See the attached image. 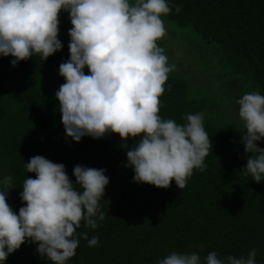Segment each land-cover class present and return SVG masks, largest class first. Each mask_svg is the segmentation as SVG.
<instances>
[{"label": "trees", "instance_id": "16d2710c", "mask_svg": "<svg viewBox=\"0 0 264 264\" xmlns=\"http://www.w3.org/2000/svg\"><path fill=\"white\" fill-rule=\"evenodd\" d=\"M168 4L164 18L172 37L183 47H193L200 71L216 90L221 89L219 82L234 80L235 96L252 91L264 95V0H168ZM58 20L61 48L44 60L30 56L13 66L10 55L0 56V178L11 177L6 203L13 212L23 206L18 195L23 180L35 178L24 168L34 155L63 164L73 183L74 165L103 168L108 183L98 204L105 216L95 229L80 222L75 255L67 264H157L172 251L195 252L203 264L209 251L223 259L246 257L252 248L255 264H264V181L253 182L240 171L251 153H245L240 142L242 123L234 121L238 118L231 105L234 99L228 107L222 92L209 97L170 71L158 98V115L183 124L186 113L203 114L212 145L204 157L206 168L193 169L182 189L171 180L166 189L133 182L125 151L136 137L122 141L118 134L107 133L74 142L64 136L54 93L64 82L58 65L68 57L71 25L65 11L59 12ZM258 142L257 147L264 148V138ZM93 236L98 243L89 246L87 239ZM35 248L24 242L3 264H51Z\"/></svg>", "mask_w": 264, "mask_h": 264}, {"label": "clouds", "instance_id": "9594fccd", "mask_svg": "<svg viewBox=\"0 0 264 264\" xmlns=\"http://www.w3.org/2000/svg\"><path fill=\"white\" fill-rule=\"evenodd\" d=\"M61 11L71 25L68 57L58 65L64 82L54 93L64 136L74 142L107 133L122 141L136 137L125 151L131 180L164 189L171 180L182 189L193 169L205 170L204 157L212 145L202 113H186L183 124L158 115V98L174 68L156 43L165 35L161 16L170 11L168 0H0V56L10 55L14 66L58 51ZM235 104L242 123L240 142L251 153L240 171L253 182L264 181V148L256 144L264 138V95L245 92ZM24 168L35 178L23 180L18 194L23 206L15 213L6 203L11 177L0 178L5 189L0 190V264L24 242L35 244L51 264H67L75 255L80 222L95 229L105 216L98 204L108 183L105 169L74 165L73 183L63 164L40 155L30 157ZM97 243L95 236L87 239L89 246ZM255 255V248L246 257L223 259L209 251L203 264H255ZM157 264H201V258L172 251Z\"/></svg>", "mask_w": 264, "mask_h": 264}, {"label": "rangeland", "instance_id": "374dc122", "mask_svg": "<svg viewBox=\"0 0 264 264\" xmlns=\"http://www.w3.org/2000/svg\"><path fill=\"white\" fill-rule=\"evenodd\" d=\"M161 20L166 31L165 35L157 41L160 43L163 53L167 57V62L174 66L173 70L171 71L181 77L186 78L190 86L192 87V90L200 91L209 97L220 96L222 92L221 97L224 98V103L226 101V106L229 107L230 103H232L231 100L234 99L235 101L238 98L234 95L238 90L235 81L223 80L219 82L221 89L216 90L213 87L214 85L211 83V78L209 76L205 77L200 71L198 61H196V58L193 54L195 52L193 47H183L180 42L176 41L172 37L170 33L171 26L164 18V16H161ZM231 105L233 106L235 111L238 110V106L235 103ZM233 118L234 121H238V123H241L238 118Z\"/></svg>", "mask_w": 264, "mask_h": 264}]
</instances>
